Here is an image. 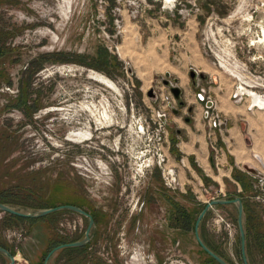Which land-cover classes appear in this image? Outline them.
Masks as SVG:
<instances>
[{"label": "rangeland", "instance_id": "1", "mask_svg": "<svg viewBox=\"0 0 264 264\" xmlns=\"http://www.w3.org/2000/svg\"><path fill=\"white\" fill-rule=\"evenodd\" d=\"M263 40L264 0H0V192L31 193L21 202L47 209L74 203L93 219L85 251L58 250L48 264H214L194 224L209 201L234 198L244 205L247 264H264V183L244 171L237 175L244 186L233 180L238 193L229 180L219 192L190 156L184 162L170 105L192 115L162 83L177 79L180 99L193 98L197 115L209 113L215 162L221 130L213 123L225 122L213 90L229 86L237 106L264 96ZM103 51L109 60L97 69ZM199 58L209 67L192 68ZM191 70L204 76L195 85ZM238 87L248 93L238 96ZM160 115L175 189L156 166ZM57 212L12 226L0 212V240L18 264H43L49 248L84 237L88 218ZM198 232L227 263L243 264L234 205L213 206Z\"/></svg>", "mask_w": 264, "mask_h": 264}, {"label": "crops", "instance_id": "2", "mask_svg": "<svg viewBox=\"0 0 264 264\" xmlns=\"http://www.w3.org/2000/svg\"><path fill=\"white\" fill-rule=\"evenodd\" d=\"M195 63L198 67L194 64L192 68L209 67L207 62L201 58L197 59ZM217 87L219 88V86ZM219 89L220 92H217V90H213V92L218 102L217 109L223 116L225 124L221 127L219 136L220 153L218 152L219 156L215 157V162L211 163L209 161V147L206 141L204 119L206 112L203 113V116L200 113V115L195 114L200 105L195 103L193 98L188 100L182 96L181 99L183 100L182 107L185 106L192 116L189 118L181 117L178 115L179 110L175 109L178 113H173L174 118L172 121L177 124L176 134H182L185 137L183 141L177 144L183 154L181 159H184L185 162L190 156L205 175L218 185L220 192L226 190L224 181L234 182L233 174L237 176L245 173L243 170L245 165L253 168L255 166L252 163L256 162L262 169L264 168V110L255 111L249 106H237L231 101L232 90L229 86ZM202 100L201 96L196 98L199 103ZM250 139L251 142H249ZM256 172L261 173L257 170ZM235 185L236 187L232 192L238 193L241 187L237 183ZM228 192L230 193L229 190Z\"/></svg>", "mask_w": 264, "mask_h": 264}, {"label": "water", "instance_id": "3", "mask_svg": "<svg viewBox=\"0 0 264 264\" xmlns=\"http://www.w3.org/2000/svg\"><path fill=\"white\" fill-rule=\"evenodd\" d=\"M165 77L169 78V74L166 73ZM189 77L193 81L192 83L194 84L195 79L198 80V78L203 77V74L202 73H197V72L191 70L189 72ZM162 83H163L164 86H166L169 89V91L172 94L174 100L177 101L179 103V105H182V102L179 101V99L181 97V89L177 86V83H178L177 79H174L173 82H170L169 80L163 79ZM147 96L149 98H155L156 94H155L154 90L151 89V90H149L147 92ZM211 106H212L211 102L208 101V102L205 103V107L207 109L211 108ZM170 108H171V111L174 114L178 113L177 110H175V108H173L171 105H170ZM206 116H207V114H206ZM186 121H187V119H186ZM243 170L246 171L249 174H258L249 165H245L243 167ZM225 205H234L235 208H236V211H237V227H238V232H239V237H240L241 258H242L243 264H247L246 254H245V232H244V229H243L244 209H243V205H242V202H241L240 198H234V199H213V200L209 201L208 203H206L204 208L201 210V212L197 216V219H196L195 224H194V236H195L196 242L200 246V248L204 252H206L212 259H214L218 264H229L223 258H221L218 255H216L215 253H213L203 243V241L201 240V238L199 236V232H198L199 224H200L201 220L203 219V217L205 216V214L207 213V211L209 209H211L213 206H225ZM61 210H69V211H72V212H74L76 214H79L80 216L88 218V225H87V228L85 230L84 237L81 240L57 246L55 249L51 250L46 255V257H45V259L43 261V264H48L49 259L51 258L53 253H55L58 250L65 249V248H76V247L85 246L88 243V241H89V233H90V230H91L92 225H93L92 217L88 213H86L83 209H81L79 207H76V206H73V205H62V206H57V207L49 208V209L37 210V211H34V212H30V213H23V212H19V211L15 210V209H13V208H11L9 206H6V205L0 203V212L11 214V215H15V216H19V217H23V218L37 219V218H41V217H44L46 215H49L51 213H54V212H57V211H61ZM0 254L8 259V263L7 264H13V257L10 255V253L7 250H5L4 248L0 247Z\"/></svg>", "mask_w": 264, "mask_h": 264}, {"label": "trees", "instance_id": "4", "mask_svg": "<svg viewBox=\"0 0 264 264\" xmlns=\"http://www.w3.org/2000/svg\"><path fill=\"white\" fill-rule=\"evenodd\" d=\"M111 58H112V61L115 63V65H117V66L120 65V63L114 57H111ZM108 60H109V56L106 54V52L105 51L101 52L99 54V60L98 61H99V63H102V64H97V65H100V66H95V67L97 69H100V68L104 67L103 65L106 64ZM41 65L42 64L38 65L35 68V71H37L38 69H40ZM209 159H210V162L213 163V157H212V155L210 156ZM233 179L237 183H239L241 186H244L242 179H240L236 175H233ZM27 194H28V196L22 197L18 193L13 192V189H10V190H2L0 192V203L1 204H4L6 206H9V207H11V208H13V209H15V210H17L19 212H23V213H26V212H24L22 210L37 211V210L47 209V207H44L43 205H40V204H25V203H22L21 202L22 199H30L31 198V193H27ZM71 204L73 206L75 205L74 203H71ZM243 207H244V205H243ZM57 213L58 212H54V213H51V214L46 215V216H50L52 214H57ZM46 216H44L43 218H39V219L38 218L37 219H33V218H23V217H19V216H15V215H11V214L4 213L3 221L12 226V225L17 224V221H23V220H25V221H32L33 222V221H37V220H40V219H44ZM182 217H183L184 223H187L188 217L186 215H182ZM246 235H247V232L245 234V239H246ZM262 240H264V237L262 238ZM63 242H61V243H63ZM59 245L60 244H57V245L53 246L52 248H49V250L46 252L45 256L53 248H55V247H57ZM0 247L1 248H4L5 250H7L10 253V255H13L12 251L10 250V248L8 246H6L1 240H0ZM61 251H68L69 254H73V253H75V254H82L85 251V246H83V247H76V248H65V249H61ZM204 253L208 256V258L210 260L209 262H212L214 264H218L206 252H204ZM78 256H79V259H80V256L81 255H78Z\"/></svg>", "mask_w": 264, "mask_h": 264}, {"label": "built area", "instance_id": "5", "mask_svg": "<svg viewBox=\"0 0 264 264\" xmlns=\"http://www.w3.org/2000/svg\"><path fill=\"white\" fill-rule=\"evenodd\" d=\"M262 99V103H264V96H259ZM257 109L260 110H264V106L263 108H260L259 106L256 107ZM208 119H210L209 113H208ZM164 115H160L159 116V120H157V122L154 124L155 126V130L153 132V139L154 142L156 144L155 147V159H156V166L160 169L162 178L164 180V184L172 187V188H176L178 186V175H177V170L176 168L173 166V164L169 163L168 157L165 154V150L166 152L168 151V146L166 143V130H165V123L164 120L162 118H164ZM223 121H219L217 120V124L216 122L213 123L214 127H218L221 130V127L223 126ZM165 147V149H164ZM253 175L254 178L259 179V181L261 183H264V168H263V172L258 173V174H251ZM13 264H18L16 262V259L13 257Z\"/></svg>", "mask_w": 264, "mask_h": 264}, {"label": "bare ground", "instance_id": "6", "mask_svg": "<svg viewBox=\"0 0 264 264\" xmlns=\"http://www.w3.org/2000/svg\"><path fill=\"white\" fill-rule=\"evenodd\" d=\"M165 1H170V0H165ZM264 41V40H263ZM91 78L92 79H94V80H96V81H98V82H100V83H103V84H105L106 86H112V83L107 79V78H105V77H103V76H101V75H97V74H95V75H93V76H91ZM241 90V91H240ZM238 96L239 95H243V94H247L248 93V91L245 89V88H239L238 87ZM251 106V107H250ZM249 107L250 108H256L257 106H259L260 108H263V106H264V103H262V100H261V98L260 99H258L257 97H253V99H252V104L250 105ZM260 110V109H259ZM260 153V152H259ZM245 159V158H244Z\"/></svg>", "mask_w": 264, "mask_h": 264}, {"label": "flooded vegetation", "instance_id": "7", "mask_svg": "<svg viewBox=\"0 0 264 264\" xmlns=\"http://www.w3.org/2000/svg\"><path fill=\"white\" fill-rule=\"evenodd\" d=\"M203 77H204V76H203ZM201 78H202V77H201ZM197 81L200 82L199 79H198ZM197 81H196V79H195V81H194V85L196 84ZM179 101H181V99H179ZM203 101H204V98H203L202 102H203ZM178 104H179V103H178ZM180 106H181V105H180ZM182 106H183V105H182ZM61 245H63V244H61ZM55 248H56V247H55ZM55 248H53V249H55ZM208 248H209V247H208ZM53 249H52V250H53ZM209 249H210V248H209ZM210 250L213 252L212 249H210ZM48 253H49V252H48ZM213 253H215V252H213ZM215 254H216V253H215ZM0 255H1V254H0ZM216 255H217V254H216ZM1 256H3V255H1ZM11 256H12V255H11ZM3 257H4V256H3ZM12 257H13V256H12ZM219 257H220V256H219ZM221 258H222V257H221Z\"/></svg>", "mask_w": 264, "mask_h": 264}]
</instances>
